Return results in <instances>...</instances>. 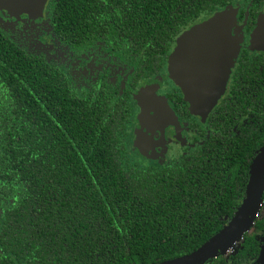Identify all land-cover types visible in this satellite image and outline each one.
Segmentation results:
<instances>
[{
  "label": "trees",
  "instance_id": "16d2710c",
  "mask_svg": "<svg viewBox=\"0 0 264 264\" xmlns=\"http://www.w3.org/2000/svg\"><path fill=\"white\" fill-rule=\"evenodd\" d=\"M228 6L249 30L264 0L47 3L62 43L120 37L157 61L177 35ZM236 72L242 90L222 106L262 113L252 136L197 150L189 162L150 164L120 141L121 101L83 96L46 57L0 28V264H158L219 232L242 202L264 145V53L241 56ZM252 227L264 233V214ZM257 252L245 232L228 260H258ZM203 264L227 261L219 254Z\"/></svg>",
  "mask_w": 264,
  "mask_h": 264
},
{
  "label": "flooded vegetation",
  "instance_id": "af4514ba",
  "mask_svg": "<svg viewBox=\"0 0 264 264\" xmlns=\"http://www.w3.org/2000/svg\"><path fill=\"white\" fill-rule=\"evenodd\" d=\"M47 3L42 18H30L23 14L16 20L0 11L5 27L0 28L19 47L30 53L35 48L48 51L47 60L64 73L71 86L83 96L91 98L97 94L121 101L120 110L125 122L120 141H130V148L136 157L159 165L189 162L197 150L211 151L212 145L245 141L246 135H251L252 130L260 124L262 113H255L249 106H222L234 90H242L237 86L242 81L236 72L239 58L264 53L248 48L254 25L248 30L243 20L238 18L239 9L236 30H240L237 33L242 39L240 48L224 93L204 115L190 108L181 87L171 77L169 57L184 31L174 38L168 51L158 61L147 58V52L138 50L136 43L120 37L95 41L89 38L80 45H70L57 38ZM44 21L48 23L47 27L41 26ZM38 55L45 57L43 53ZM261 201V215L254 220L261 219L264 214L262 196ZM246 233L253 234L257 240L259 255L264 246V233L256 232L253 227ZM231 255L225 258L227 264H233L228 260ZM258 262L256 256L239 264Z\"/></svg>",
  "mask_w": 264,
  "mask_h": 264
},
{
  "label": "water",
  "instance_id": "95a60500",
  "mask_svg": "<svg viewBox=\"0 0 264 264\" xmlns=\"http://www.w3.org/2000/svg\"><path fill=\"white\" fill-rule=\"evenodd\" d=\"M47 1L0 0V11L16 20L23 14L30 18H42ZM237 14V7L228 6L191 26L178 37L169 57L171 77L181 87L185 100L195 112L207 114L225 91L242 41L237 36L240 31L236 30ZM3 22L0 17L1 28H5ZM248 48L264 51V10L250 32ZM261 155H264V145L251 162L245 196L229 222L192 252L158 264H203L210 258L224 254L242 240L243 234L253 226L264 190V176L254 175L253 172V164Z\"/></svg>",
  "mask_w": 264,
  "mask_h": 264
},
{
  "label": "rangeland",
  "instance_id": "374dc122",
  "mask_svg": "<svg viewBox=\"0 0 264 264\" xmlns=\"http://www.w3.org/2000/svg\"><path fill=\"white\" fill-rule=\"evenodd\" d=\"M47 22L46 21H44V22H42L41 23V26L42 27H47ZM48 30H50L49 29V25H48ZM31 53H34V54H42L43 53V55L45 56V57H47V59H48V51H46V50H43V49H37V48H35V49H33V50H31ZM260 207H262V201L260 202ZM260 209V208H259ZM259 213H260V210H258V212H257V214H256V218L258 217V215H259ZM251 229H252V227L248 230V232H250L251 231ZM241 239L238 241V242H236L235 244H234V246H232V247H230V248H228V250L224 253V254H222L225 258H227L228 257V255H230V254H233V253H235L236 252V250H238L239 249V247H240V245H241ZM259 262V264H263L264 263V249L262 250V255H261V257H260V259L258 260Z\"/></svg>",
  "mask_w": 264,
  "mask_h": 264
},
{
  "label": "snow or ice",
  "instance_id": "6c2138e0",
  "mask_svg": "<svg viewBox=\"0 0 264 264\" xmlns=\"http://www.w3.org/2000/svg\"><path fill=\"white\" fill-rule=\"evenodd\" d=\"M254 175L264 176V155H261L260 158L253 164Z\"/></svg>",
  "mask_w": 264,
  "mask_h": 264
}]
</instances>
